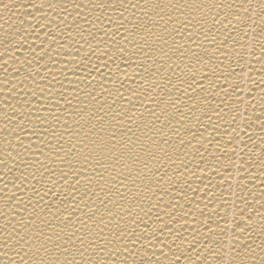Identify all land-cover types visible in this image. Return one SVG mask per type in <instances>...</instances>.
<instances>
[{"label":"bare ground","instance_id":"1","mask_svg":"<svg viewBox=\"0 0 264 264\" xmlns=\"http://www.w3.org/2000/svg\"><path fill=\"white\" fill-rule=\"evenodd\" d=\"M0 264H264V0H0Z\"/></svg>","mask_w":264,"mask_h":264}]
</instances>
